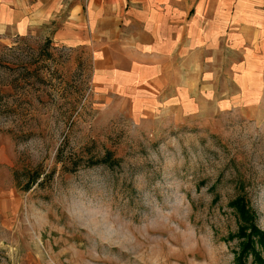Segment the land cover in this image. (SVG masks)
I'll use <instances>...</instances> for the list:
<instances>
[{"label":"rangeland","instance_id":"374dc122","mask_svg":"<svg viewBox=\"0 0 264 264\" xmlns=\"http://www.w3.org/2000/svg\"><path fill=\"white\" fill-rule=\"evenodd\" d=\"M51 25L0 29V264H236L227 202L245 193L264 231V82L216 66L214 90L139 111Z\"/></svg>","mask_w":264,"mask_h":264},{"label":"crops","instance_id":"0c3cea01","mask_svg":"<svg viewBox=\"0 0 264 264\" xmlns=\"http://www.w3.org/2000/svg\"><path fill=\"white\" fill-rule=\"evenodd\" d=\"M48 21L56 41L91 52L96 91L139 111L214 90L216 66L246 94L264 82V0H0V29Z\"/></svg>","mask_w":264,"mask_h":264},{"label":"trees","instance_id":"16d2710c","mask_svg":"<svg viewBox=\"0 0 264 264\" xmlns=\"http://www.w3.org/2000/svg\"><path fill=\"white\" fill-rule=\"evenodd\" d=\"M99 161L112 164L117 161V158L113 157L110 151H107L105 155L100 158H89L88 163H96ZM29 186L30 183H27L25 188ZM214 199H216V196ZM227 204L238 217V229H240L243 236V245L238 256H236V264H264V231L254 222V210L249 205L247 196L245 193H238L230 199Z\"/></svg>","mask_w":264,"mask_h":264}]
</instances>
